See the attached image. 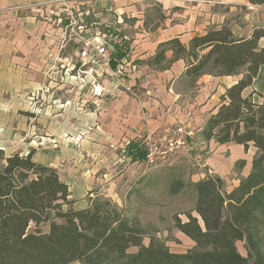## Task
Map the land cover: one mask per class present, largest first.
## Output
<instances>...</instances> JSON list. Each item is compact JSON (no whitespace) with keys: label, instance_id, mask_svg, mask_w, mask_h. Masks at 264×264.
<instances>
[{"label":"trees","instance_id":"trees-1","mask_svg":"<svg viewBox=\"0 0 264 264\" xmlns=\"http://www.w3.org/2000/svg\"><path fill=\"white\" fill-rule=\"evenodd\" d=\"M260 39H264V22L254 26L248 37L234 35L222 25L193 36L187 47L177 38L159 43L147 60L150 67L164 70L184 59L183 76L191 86L204 74L240 75L220 96L199 137L244 149L251 144L256 152L249 173L230 191L215 174L190 183L194 215L185 213V221L176 218L175 227L192 247L174 252L153 238L143 244L136 219L107 197L96 196L82 209H63L71 202L68 185L56 168L35 161L29 151L1 158L0 264H264V96L257 93L260 103L252 100V82L264 66ZM166 51H171L170 57ZM112 54L110 64L116 66L115 57L122 54L117 46ZM124 152L132 161L144 156L136 142ZM181 187L175 180L169 189L175 193ZM46 222L49 227L43 232L39 226ZM237 241L245 242L246 256L238 252ZM131 246L137 250L128 252Z\"/></svg>","mask_w":264,"mask_h":264},{"label":"rangeland","instance_id":"rangeland-1","mask_svg":"<svg viewBox=\"0 0 264 264\" xmlns=\"http://www.w3.org/2000/svg\"><path fill=\"white\" fill-rule=\"evenodd\" d=\"M74 1L76 0H50L45 5L36 6L42 8L38 13V21L56 29L58 37L53 42L51 39L46 40V36L43 35L41 39L43 46L36 47V52L30 54L32 58L27 59V65H24L25 62L20 63L25 76L29 77L34 87L20 86L16 101H3L0 113V164L1 158L11 154L23 155L33 151V158L36 156L41 162L56 168L60 179L69 183L71 202L63 205V209L69 207L74 209L85 202L89 204L90 199L96 196L107 197L127 216L136 219L143 234V244H148L153 238L174 252H184L193 245L177 230L175 219L185 221L187 212L194 215L192 210L195 195L190 183L200 178L201 164L205 157L211 156L228 189V183H233V180L239 179L248 170L253 148L249 147L243 151L233 143H203L194 129L195 124L188 125L195 132L190 138L188 149L164 163L153 166H145L141 160L139 162L129 160L124 152L125 140L122 137L108 146L102 143L99 145L98 135L100 137L105 132L98 129L97 118L91 117V112L98 109L100 111L111 105L113 96L108 91H101L98 96L100 100L94 103L96 95H93L90 89L93 79L87 68L88 64L79 68L80 59L75 52L81 36L97 35L107 44L111 59L116 46L124 54L115 57L117 59L115 74L102 72L101 79H108L109 83L118 81L123 83L118 87L134 97L142 94L140 79L144 80L147 88L151 90L162 81L166 85V91L171 92V89L181 94L179 106L185 118L170 122L167 128L175 126L172 124L176 123L188 124L187 119L192 117L188 101L194 98L196 88L191 86L189 78L180 77L174 81L159 75L161 71L153 73L148 69L137 68L142 65L139 63L142 59H138V55L131 52L132 39L128 38V34L140 26L134 20L125 18V22L118 21L111 11L105 9L97 18L92 17L91 11L84 15L85 4ZM143 1H148L151 8L148 25L152 27L159 25L161 13L157 1ZM233 8L228 15L230 18L228 21L242 31L246 24L262 21L264 18V6L252 5L246 1L242 5H234ZM80 69L88 72V79H85L83 87L79 85L80 75L82 77L84 74ZM138 70L141 73L135 72ZM134 72L139 78L133 79ZM128 81L132 83L128 85ZM124 82L127 85H124ZM253 88L264 93V67L253 81ZM147 97H153V93H147ZM161 104L162 106L157 105L156 109L143 107L141 113L150 120L148 123L156 124L158 116H162L163 113L165 117L168 115L166 111H170V105ZM181 114L179 116L183 115ZM101 116L102 118L98 119L106 122L107 118ZM148 130L150 132L139 133V137H135L134 140L144 145L147 139L156 138L165 129L161 131V127L155 126L148 127ZM112 159L113 162H110ZM93 167L96 177L102 179L101 183L90 184L86 181L81 185L79 181L81 170L84 169L87 174L93 175L94 173L90 171ZM106 171L108 175L104 176ZM110 179L116 181L110 184ZM175 180L180 181L182 187L172 193L169 187ZM55 221L60 222L59 219ZM39 227L41 231L46 232L49 222ZM261 236L264 251V229ZM236 247L241 255L246 256L244 241H237ZM136 250L135 246L128 248L130 253Z\"/></svg>","mask_w":264,"mask_h":264},{"label":"crops","instance_id":"crops-1","mask_svg":"<svg viewBox=\"0 0 264 264\" xmlns=\"http://www.w3.org/2000/svg\"><path fill=\"white\" fill-rule=\"evenodd\" d=\"M49 1L50 0H0V113L2 111L3 101L13 102L17 100L19 89H21L20 86L34 87V84L29 79V77L25 76L22 70L23 67H20V63L25 62L24 65H27V59L32 58L30 54L36 52V47L40 48L41 46H43V43L41 44L43 35L46 36V40L51 39V41L53 42H55V39H57L58 37V32L56 29H52L49 25L45 24L47 25L46 27L43 22L38 21V13L42 11V8L36 6L45 5ZM156 1L160 8L161 19L159 20V25H154L153 27L152 25H148V22H150L149 19L151 13L150 4L148 3V1L76 0L74 2L78 4H85L86 9H84V15H88L87 13L91 11L92 17L97 18L98 15L105 9L107 11H111L114 14L113 16L116 17L118 21L125 22V18L134 20V22H136L137 25L140 26L138 29L130 32L128 34V38L132 39L130 44L131 52L138 55V59H142L139 61V63L142 65H139L137 68L148 69L153 73L156 71H161V74L159 75H161L165 79H173L174 81L180 77H184L183 73L186 68V61L184 59L175 60L167 69L164 70L155 69L147 64V60L155 54L159 43L177 38L182 43V45L187 47L189 40L193 36L201 35L206 30L212 27L220 28L222 25H227L234 35L248 37L251 34L254 26L260 25L264 22V18L262 21H253L254 24H246L244 30L242 31L239 29V27L232 25V23L228 21L230 19L228 15L234 9L233 6L242 5L246 1L250 3L249 0ZM258 6H264V3ZM259 43L261 46H264V39H260ZM77 48L78 47H76L75 52L78 55ZM117 49L120 51L119 48ZM121 54L122 56L124 55L122 52ZM165 55L166 57H170L171 51H166ZM78 58L80 59V62L78 64L79 68L83 67L85 64H88L87 68L90 70L89 73H91V77L93 79L91 80L90 89L93 92V95H96L94 103L95 101L98 102L100 100L98 99V96L100 95L101 91H108L109 94L113 96L111 105L102 108V110L100 111L98 109L94 112H91V117L95 116L94 118H97L98 129L105 132V134L100 135V137L98 135L99 145L102 143L108 146V144H110L111 142H115L122 137L125 140V147L130 142H136L143 149V145L138 140H134L135 137H139V133L144 134L146 131L150 132V130H148V127L155 126H158L159 128L161 127V131H163L167 128V125L170 126V122H176L177 119L179 120L185 118L184 112H180L179 105L181 94L175 93L171 89V92L166 91V85L165 83H162V81H159L160 85H156L155 92V88H152V90L150 88H147L146 82L140 79V83L142 82L141 87L143 91L142 94L140 93L139 95L134 97L128 94V92L124 91V89L118 87L120 85H123V83H120L119 81L109 83L108 79H101L102 72H110L112 74H115L114 70L116 69V66H113L111 64L104 65L102 63L91 64L85 60H82L79 56ZM132 67L135 69L134 65ZM262 67L264 66H261L259 68L257 75L261 71ZM80 71L82 74L84 73L83 76L81 77L80 75L79 78V85L80 87H83L86 83L84 82L85 79H88V72L81 69ZM135 72H139V70ZM135 72L133 74V79L137 77L139 78V76L136 75ZM139 73H141V71ZM148 75L151 76L152 74ZM239 78L240 76L237 75L215 76L210 74H204L198 77L195 80L194 85L192 86H195L196 94L190 101L191 103L188 101L190 111H192V117L187 119L188 124L184 126L191 130L188 125L195 124L194 129L198 135V138H200V132L205 125L208 117L215 112L216 107L220 101V96L224 93L226 88L234 84ZM131 83V81H128V85H130ZM125 84L126 83L124 82V85ZM161 89L163 91H159ZM252 89L255 90V93L252 94V100L254 102L260 103L262 101V97L257 93L261 94L262 96H264V93L260 90H257L256 88H253V82ZM249 91L250 89L248 88L245 90V93L247 94ZM150 92L153 93V97H147V93ZM161 103L170 105V111H166V114L168 115H166L165 117V114L161 113L162 116H158L157 119L158 123H148V121L150 120H148L147 117L141 113L143 107L147 106L150 109H156L157 105L159 107L162 106ZM4 106L7 107L6 104H4ZM10 109H13V103H11ZM171 109L174 110V112H171ZM179 114H181L182 116H179ZM101 115H104V118H107L106 122L102 119H98L102 118ZM172 125L182 124L176 123ZM128 138L129 140H126ZM201 142L209 144H219L214 142L213 140H201ZM229 143L232 142L223 144ZM123 145H121V147ZM235 145H237L243 151H246L247 149H249V147H252L253 153L250 157V161L248 162V170L246 171V173L239 179L233 180V183H228V189L226 188L224 183V189L226 191H230L235 186H237L239 180L249 173L251 168V160L256 152V148L251 144L248 145L247 149H244L243 145ZM126 157L130 160L128 156ZM33 159L39 163L48 165L45 162H41L36 156ZM98 161H101V159H98ZM107 161L108 156L106 162ZM139 161L140 160H136V162ZM110 162H113V159L110 160ZM201 167L202 171L200 172L199 179L205 177V175L208 174H215L218 175L222 180L224 179L223 176L220 175L217 166L213 163L211 156L205 157V160L202 162ZM94 169L95 167H93L90 171L94 173ZM105 173L106 174H104V176L108 175L107 171ZM81 174L82 175L79 178L81 185H83L86 181L90 184L101 183L102 181L100 177H96L95 173L93 175L87 174L84 169L81 170ZM109 181L110 184H113L116 180L110 179ZM65 183L67 185L69 184L67 182ZM87 206L88 203L85 202L84 205L78 206L74 209H82Z\"/></svg>","mask_w":264,"mask_h":264},{"label":"built area","instance_id":"built-area-1","mask_svg":"<svg viewBox=\"0 0 264 264\" xmlns=\"http://www.w3.org/2000/svg\"><path fill=\"white\" fill-rule=\"evenodd\" d=\"M77 47L78 56L82 60L91 64L102 63L107 65L110 63L111 58L107 44L97 35L86 34L81 36ZM191 137H193V132L184 125L166 128L161 135L144 142V156L141 162L145 166L164 163L171 157L187 150Z\"/></svg>","mask_w":264,"mask_h":264}]
</instances>
